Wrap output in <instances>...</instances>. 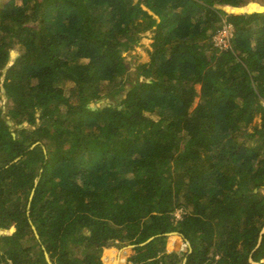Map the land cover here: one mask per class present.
Instances as JSON below:
<instances>
[{
    "label": "trees",
    "instance_id": "1",
    "mask_svg": "<svg viewBox=\"0 0 264 264\" xmlns=\"http://www.w3.org/2000/svg\"><path fill=\"white\" fill-rule=\"evenodd\" d=\"M263 99L264 0H0V264L264 259Z\"/></svg>",
    "mask_w": 264,
    "mask_h": 264
},
{
    "label": "rangeland",
    "instance_id": "2",
    "mask_svg": "<svg viewBox=\"0 0 264 264\" xmlns=\"http://www.w3.org/2000/svg\"><path fill=\"white\" fill-rule=\"evenodd\" d=\"M16 2L17 3H20L21 2V0H16ZM225 9V11H228V12H232V10L230 9H227V8H224ZM240 12V11H239ZM128 42H129V44L131 43L130 42V40H128ZM128 50H126L127 52H125V53H123V55H125L124 57H125V60H126V62H128L127 64H128V74H129V77H130V80H134L136 77H137V75L138 74H140V72H141V69H142V66H144V65H146L147 64V62H148V60H149V53H148V51H150L151 49H152V33L150 32V31H146V32H144V33H142L141 34V36H140V39H139V42L138 43H136V44H130V46H129V48H127ZM16 51H11V53H10V57L12 58V57H14V55H16ZM140 62V69L138 70V71H136V70H134V68H135V65L137 64V63H139ZM139 78H140V76H139ZM123 85H126V86H128V80H124L123 81ZM195 87H196V89L198 90L199 89V85H195ZM126 90H127V87L126 88H124V90H121L117 95H115V96H111V95H107V94H101L104 98V100H105V102L108 104V103H115L116 101H119V99H121V98H123L124 96H125V93H126ZM69 92V91H68ZM65 93H67V92H65ZM2 102H3V104H2ZM2 102H1V107H2V112L6 115V120H7V122H8V124L10 125V130L12 131V134L13 135H15V132H14V130L16 129V127H20V126H22L24 123H22V124H20V125H16V124H14L11 120H10V117H9V113L11 112V110L10 109H8V107H7V105H6V102L4 101V96H3V98H2ZM196 102H197V98H195L194 99V101H193V104H192V106H191V108H193L194 106H195V104H196ZM262 104L264 105V99L262 100ZM37 114V113H36ZM38 115V114H37ZM259 115H260V111H258V113H257V115H256V120H258L259 119ZM26 126L28 127V128H33V126H31V125H29V124H26ZM40 143H41V145H42V149H45V152H46V148L44 147V144L41 142V141H39ZM17 158V157H16ZM15 159V158H14ZM14 159L11 161V164L12 163H16V161H14ZM19 159V158H18ZM8 165H10V164H8ZM15 171V170H14ZM39 177V176H38ZM38 177H37V179H38ZM232 184V183H231ZM230 189H231V185H230ZM232 191V190H231ZM264 191V190H263ZM263 191L262 192H256V196H257V198H264V193H263ZM233 192V191H232ZM234 193V192H233ZM241 194V193H240ZM182 207H176V210H175V217L177 218V217H180V214H181V211H182V209H181ZM27 209V212H26V214L28 213V207L26 208ZM27 215H29V214H27ZM29 221L31 222L32 220H31V217H30V215H29ZM31 224H32V222H31ZM11 227H13V226H11ZM33 227V226H32ZM3 231V233L5 232L6 234H9L10 232H9V229L8 230H2ZM34 231V234H35V236H36V238H38L39 237V235L37 236V234H36V231H35V229L33 230ZM86 233H88L87 231H85ZM176 235V234H175ZM177 236H179V235H177ZM169 238H170V235H168L167 236V238H166V250L168 251V248H167V246H168V241H169ZM68 241H70V239H68ZM28 243H30V242H33V238H31V239H29L28 241H27ZM126 244V243H125ZM126 245H129V244H126ZM187 246H188V244H187ZM189 248V247H188ZM76 250H78L77 249V246H76V248H75ZM169 252V251H168ZM188 253V252H187ZM78 255V254H77ZM76 254H75V256H77ZM186 255V254H185ZM229 259L231 258H234V254H230V256H227ZM127 259H128V257H126V262L124 263V264H132L131 262H127ZM232 262V261H231ZM259 264H264V259H262V260H260L259 261Z\"/></svg>",
    "mask_w": 264,
    "mask_h": 264
},
{
    "label": "water",
    "instance_id": "3",
    "mask_svg": "<svg viewBox=\"0 0 264 264\" xmlns=\"http://www.w3.org/2000/svg\"><path fill=\"white\" fill-rule=\"evenodd\" d=\"M127 63H128V62H126V61L124 60V65H125V66L127 67V69H128V64H127ZM105 103H106V102H105ZM106 105H108V104L106 103L104 106H106ZM104 106H102V107H89V106H88V108H90V109H101V108H103ZM34 144H39V145L42 147V145H41V143H40L39 141H37V142L34 143ZM34 144H33V145H34ZM43 150H44V156H45V149H43ZM40 171H41V170H40ZM38 178H39V177H38ZM37 181H38V179L34 182V185H36ZM32 195H33V189H32V191H31L30 198L32 197ZM32 229L34 230L33 227H32ZM83 229H85V231H87V228H86V227H83ZM14 230H15L14 227H10V228H9V232H10V233H12ZM77 230H78V229H77ZM87 232H89V231H87ZM263 233H264V226H263L262 229L260 230L259 238H258V241H257V244H256L255 248H257L258 245L260 244L261 236H262ZM1 234H6V233H5V232L3 233V231L0 230V235H1ZM172 234L179 235V237H181L185 242H187L188 247H189V252H190V250H191L190 242H189L186 238H184L183 235L178 234L176 231L166 233L167 236H168V235H172ZM155 236H156V235H155ZM155 236H151V237H149L148 239H146L145 241L140 242V243H138V244H129V246H136V245H139V244H141V243H145V242H146V243H149V241H150L151 239H153ZM70 237H71V236H70ZM67 239H69V237H68ZM118 242H119V241H118ZM255 248H254V249H255ZM254 249H253V250H254ZM189 252H188V253H189ZM77 254H78V255H84V252L77 250ZM186 255H187V253H186ZM186 255L184 256V260H183L182 264H185ZM44 257H45L46 261H47L49 264H52L51 261H50V259H49L48 253L46 252L45 249H44ZM168 257H169L171 260L175 261L176 264H179V261H178V258L176 257V255H169ZM248 261H249L251 264H259V262L254 261L251 257L248 258ZM85 264H93V263L89 260V261H87Z\"/></svg>",
    "mask_w": 264,
    "mask_h": 264
},
{
    "label": "built area",
    "instance_id": "4",
    "mask_svg": "<svg viewBox=\"0 0 264 264\" xmlns=\"http://www.w3.org/2000/svg\"><path fill=\"white\" fill-rule=\"evenodd\" d=\"M221 27L217 29L212 37L213 45L218 50H227L231 47V39L234 36V26L228 21H222ZM179 218V217H177Z\"/></svg>",
    "mask_w": 264,
    "mask_h": 264
},
{
    "label": "bare ground",
    "instance_id": "5",
    "mask_svg": "<svg viewBox=\"0 0 264 264\" xmlns=\"http://www.w3.org/2000/svg\"><path fill=\"white\" fill-rule=\"evenodd\" d=\"M91 107H94V106H91ZM33 228H34V227H33ZM83 231H84V233H86V232H85V229H83Z\"/></svg>",
    "mask_w": 264,
    "mask_h": 264
},
{
    "label": "crops",
    "instance_id": "6",
    "mask_svg": "<svg viewBox=\"0 0 264 264\" xmlns=\"http://www.w3.org/2000/svg\"><path fill=\"white\" fill-rule=\"evenodd\" d=\"M232 260H234V258H232V259L230 258V261H232Z\"/></svg>",
    "mask_w": 264,
    "mask_h": 264
}]
</instances>
